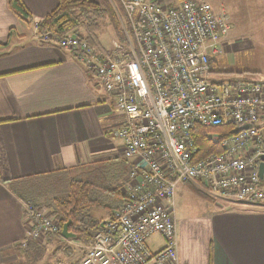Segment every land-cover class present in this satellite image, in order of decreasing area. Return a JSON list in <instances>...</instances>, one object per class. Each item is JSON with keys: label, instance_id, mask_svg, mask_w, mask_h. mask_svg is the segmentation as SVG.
Instances as JSON below:
<instances>
[{"label": "built area", "instance_id": "1", "mask_svg": "<svg viewBox=\"0 0 264 264\" xmlns=\"http://www.w3.org/2000/svg\"><path fill=\"white\" fill-rule=\"evenodd\" d=\"M123 40L111 50L91 44L78 33L63 36L62 49L73 53L99 86L115 97L114 111L124 123L115 132L130 163L125 202L101 223L81 255L80 264L177 263V191L195 184L217 198L264 205V84L239 78L215 82L213 61L223 53L229 17L207 2L176 0L175 7L149 0H120ZM43 43L50 33L38 34ZM249 125V129H243ZM210 130L220 152L199 159L193 131ZM224 130L217 133L216 130ZM228 129L233 134L227 135ZM29 207V206H28ZM40 231L61 236L60 225L26 208ZM164 243L151 253L147 242Z\"/></svg>", "mask_w": 264, "mask_h": 264}, {"label": "crops", "instance_id": "2", "mask_svg": "<svg viewBox=\"0 0 264 264\" xmlns=\"http://www.w3.org/2000/svg\"><path fill=\"white\" fill-rule=\"evenodd\" d=\"M149 1L177 5L176 0L169 5L164 0ZM23 3L33 17L32 26L49 15L59 0ZM24 25L9 9V0H0V258H9L29 234L27 205L15 188L24 183L31 189L33 179L50 176L57 180L67 175L70 181L90 178L101 166L123 164L125 184L120 191L111 190L114 195L119 192L122 200L109 219L125 202L130 168L122 141L115 137L124 123L114 111L115 97L99 86L72 52L58 43L41 42L36 30L32 34L21 30ZM96 44L103 48L101 42ZM228 44L225 40L211 75L218 74L215 67ZM210 197L215 198L195 184L178 188L179 260L152 264H264V205L229 199L224 204ZM147 246L157 253L164 243L154 235ZM63 256L65 261L58 264L81 263L82 257Z\"/></svg>", "mask_w": 264, "mask_h": 264}, {"label": "rangeland", "instance_id": "3", "mask_svg": "<svg viewBox=\"0 0 264 264\" xmlns=\"http://www.w3.org/2000/svg\"><path fill=\"white\" fill-rule=\"evenodd\" d=\"M100 4V0H92ZM112 4V0H108ZM165 4H172L174 0H164ZM198 2L209 3L216 12L225 10L229 15L230 31L227 37L228 45L224 46V55L218 59V66H216V73L211 75L210 78L221 79L222 81L231 82L239 78L245 81L260 82L264 84V0H197ZM171 2V3H169ZM117 15L121 18V12L116 8ZM122 22V20H121ZM31 24V23H30ZM24 25L21 30H28L30 34L35 31V24ZM121 32L123 28L120 26ZM15 32V31H14ZM79 36L84 35L82 30L73 32ZM121 33L117 32L111 25V21L106 18L103 22V27L99 34H97L98 42H101L103 49L111 50L114 42L121 40ZM37 37V35H36ZM38 38V37H37ZM220 70V71H217ZM101 171L95 173V184L97 190L94 193V199L99 202V205L91 210L90 216L94 220L102 223L111 214L115 205L118 204L122 197L118 192L117 195L109 193L107 190L111 187L113 190L120 191L123 188L125 182V168L123 164L119 168L114 166L103 167ZM61 177V179L43 180L36 182L41 184L37 189H42L44 192L51 193L57 188L60 189L61 195L67 188L70 178L67 175ZM79 179V178H75ZM85 181H88V177H84ZM108 186V187H107ZM37 191V190H36ZM24 192H22L23 194ZM27 196V195H26ZM217 198V197H215ZM211 198L216 202L224 203L228 201L221 198ZM225 204V203H224ZM27 205V209L31 206ZM47 219H51L53 223L60 225L54 217H52L48 210L42 208L38 210ZM29 220V219H28ZM33 223L31 220L28 222L29 232H31ZM53 237V241L46 245V251L44 256L37 258L34 262L33 259L23 258L21 252L14 251L9 254L8 257L0 258V264H58L65 261L64 256L67 260L77 259L81 257L83 252L86 250L87 245L78 241H71L70 239L65 240L58 239L59 236L48 235L44 231H40L38 236L35 238L36 242L46 244L47 240ZM71 247L72 251L69 250ZM60 250V251H59ZM65 251V253H64ZM68 252L72 255L68 256ZM63 253V254H62ZM6 254H4L5 256ZM31 257V256H30Z\"/></svg>", "mask_w": 264, "mask_h": 264}, {"label": "trees", "instance_id": "4", "mask_svg": "<svg viewBox=\"0 0 264 264\" xmlns=\"http://www.w3.org/2000/svg\"><path fill=\"white\" fill-rule=\"evenodd\" d=\"M116 8L121 12V18L117 15ZM9 9L24 23L33 22V17L23 0H9ZM123 17L124 11L120 0H112V4L108 0H100V4L92 0H59L58 6L38 23V34L50 33L52 36L50 42L58 43L63 36L82 30L84 35L81 38L86 39L91 44H96L98 42L97 34L101 31L103 22L108 18L115 30L121 33L122 40L123 33L120 26ZM12 34H14V30L11 31L10 37ZM226 131L227 135L233 134L232 129ZM215 132L224 133L225 131L220 129ZM209 133H211L210 130L200 126H197L192 133L195 145L200 149L199 159L220 152L219 147L213 145L208 139ZM114 167L119 168L118 166ZM95 173H90L91 177L88 178V181L82 177L70 181L62 195L59 188L48 194L42 189H37L41 185L37 184V181H54L55 177L53 176L33 179L35 185L31 189L23 183L20 187L15 188L16 194L33 209L44 208L48 210L49 214L60 224L62 231L64 226L69 224V233L75 235V238L70 239L71 241L76 240L83 244H90L94 233L101 225L100 222L90 216L91 210L99 205V202L94 199V193L97 190L94 182ZM111 190L113 189L110 187L107 191L111 193ZM22 192L24 193L22 194ZM52 238L48 239L45 245L29 240L26 247L20 243L14 249L21 252L23 258L33 259L35 262L37 258L44 256L46 245L53 241ZM69 250L72 251L71 247ZM71 255L68 252V256Z\"/></svg>", "mask_w": 264, "mask_h": 264}, {"label": "water", "instance_id": "5", "mask_svg": "<svg viewBox=\"0 0 264 264\" xmlns=\"http://www.w3.org/2000/svg\"><path fill=\"white\" fill-rule=\"evenodd\" d=\"M249 128H250V126L249 125H246V126H244L243 129L246 130V129H249ZM260 177H261V180L264 179V156L262 157V163H261V166H260ZM68 228H69V224H66L64 226L63 231H62V236L64 238H66V239H73V238H75V235L69 233Z\"/></svg>", "mask_w": 264, "mask_h": 264}]
</instances>
